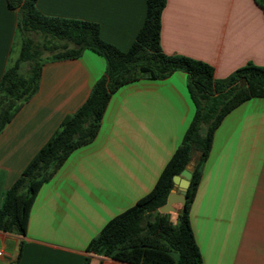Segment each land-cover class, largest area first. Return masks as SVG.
<instances>
[{"label":"crops","instance_id":"0c3cea01","mask_svg":"<svg viewBox=\"0 0 264 264\" xmlns=\"http://www.w3.org/2000/svg\"><path fill=\"white\" fill-rule=\"evenodd\" d=\"M37 8L48 16L96 22L102 39L128 50L145 20L147 0H37ZM18 21V9L0 0V80L20 56L21 49L14 56ZM160 45L166 54L209 63L217 79L248 63L264 66V11L255 0H166ZM105 70L104 57L90 49L75 58L42 60L37 91L0 132V206ZM195 112L184 71L121 85L96 138L74 149L41 186L26 235L0 230V264H15L20 242L17 264H84L87 256L89 264H134L88 252L87 246L152 190ZM196 157L194 152L190 170ZM190 221L203 264H264V96L246 99L217 127Z\"/></svg>","mask_w":264,"mask_h":264},{"label":"trees","instance_id":"16d2710c","mask_svg":"<svg viewBox=\"0 0 264 264\" xmlns=\"http://www.w3.org/2000/svg\"><path fill=\"white\" fill-rule=\"evenodd\" d=\"M255 2L264 11V0ZM7 3L19 11L18 26L23 41L18 60L5 70L0 80V132L39 86L44 58H40L41 47L32 33L64 41L63 50L47 58H75L90 49L104 57L106 70L85 102L63 119L6 191L0 206V230L26 235L31 208L41 186L74 149L96 138L109 100L121 85L140 78L162 79L181 70L187 73L196 112L180 145L152 190L113 217L89 242L87 251L134 264H203L190 221L203 164L224 116L246 99L264 96V66L248 63L228 77L217 79L213 66L205 61L166 54L160 45L161 13L166 0H147L145 20L128 50L102 39L96 22L45 15L37 8V0H7ZM23 62L32 63L26 75L20 71ZM194 152L197 157L191 169L187 203L176 212L174 223L171 213H162L159 208L167 202L174 187V175L189 165ZM22 246L20 242L15 264ZM89 263L87 256L84 264Z\"/></svg>","mask_w":264,"mask_h":264},{"label":"water","instance_id":"95a60500","mask_svg":"<svg viewBox=\"0 0 264 264\" xmlns=\"http://www.w3.org/2000/svg\"><path fill=\"white\" fill-rule=\"evenodd\" d=\"M191 170L189 167H186L178 175H174V187L168 195L167 202L159 208V211L162 213L168 212H179L181 209H184L187 203V189L190 184ZM180 204L181 207L177 208L175 205ZM11 248L12 245L8 244L7 247Z\"/></svg>","mask_w":264,"mask_h":264},{"label":"rangeland","instance_id":"374dc122","mask_svg":"<svg viewBox=\"0 0 264 264\" xmlns=\"http://www.w3.org/2000/svg\"><path fill=\"white\" fill-rule=\"evenodd\" d=\"M32 37L41 47L40 58L50 57V56L54 55L56 52L63 50V44H64L63 40H58V39L46 37V36L38 34V33H32ZM22 38H23V35L19 31V36L17 38L14 56H15V54L18 55V53L20 52ZM68 46L71 47V46H73V44H68ZM23 64H24L23 68L20 71L22 74L26 75V74H28V70L30 69L32 63L31 62H23ZM175 206L180 207V204H176ZM170 213H171L170 217L175 216V215H173L174 212H170ZM153 217H154V215H152L151 218H153ZM171 219H172V217H171ZM173 219H174V217H173ZM6 249H7V253H11V251L13 250L11 248V246L10 247L8 246Z\"/></svg>","mask_w":264,"mask_h":264},{"label":"built area","instance_id":"2783aa9c","mask_svg":"<svg viewBox=\"0 0 264 264\" xmlns=\"http://www.w3.org/2000/svg\"><path fill=\"white\" fill-rule=\"evenodd\" d=\"M0 255H2V251H0Z\"/></svg>","mask_w":264,"mask_h":264}]
</instances>
